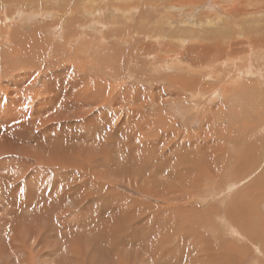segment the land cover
I'll return each mask as SVG.
<instances>
[{
    "label": "rangeland",
    "instance_id": "rangeland-1",
    "mask_svg": "<svg viewBox=\"0 0 264 264\" xmlns=\"http://www.w3.org/2000/svg\"><path fill=\"white\" fill-rule=\"evenodd\" d=\"M32 1L33 0L28 2L27 0H9L8 2L6 0H0V23H2L0 24V94L3 93V95H6V99H13L16 94L21 97V92H23L24 97L22 101L25 103L27 102L24 107L29 106L28 101L30 96L35 94L36 98L34 97L31 99L34 101V109L43 108L39 107L38 104L41 101L39 97L40 90L44 91L41 87L45 75H41V77L36 75V68H29L28 73H26L27 71L23 67L25 63H23V60H21V62L19 60L21 59V55L20 57L17 55L14 56L17 53L15 51L12 52L15 46L12 44L11 40L9 41V39L5 37L6 35L13 37L22 35L21 38H27L33 34L34 30L35 32L39 30L41 34L49 38L48 40H50V42L59 47L55 49V46H52V49L50 48L48 51L51 54L47 52L44 54L47 55V57L43 64L49 63L57 54L56 57L58 59L61 58L59 61L61 66L69 63L70 66H75L74 70H80V68L84 69L82 72L84 74V77H82L85 80L84 82H87L86 78L90 79L93 85L97 82V88L102 91L104 90L103 92L106 93L105 96L102 91L94 93L99 100L101 99L100 101L98 100V108L90 102L86 103L83 108L84 113H91L89 118H98L100 125L95 130L96 134H94V139L99 141L101 146L100 150H94L91 149L90 141L83 142L85 140L82 136L85 133L91 134L90 130H84L85 117L71 119L64 124L56 122L61 128V132L49 130V127H46L50 132L49 139L53 138V142L42 137L43 126H41L39 130L33 129L32 131L31 128L28 132L26 131V133L23 131L17 132L14 135V138H18L19 143L13 145V148H18L21 147L20 145H23L24 147L21 148L25 150L32 146H36L37 141H39L41 146L56 150L57 152L55 151L53 154L58 159L64 160L65 155L68 159L70 153H72L71 151H75L73 152L75 156H72V161L70 162H67V160L62 162H67L65 168L54 170L48 166L46 168L43 166L47 156L43 159L38 158L35 162L31 157L27 156L28 159H25L24 163L18 164L20 166L17 168V161H14L12 157L8 156L6 157L7 159L3 158V160L2 155H0V168H4V170H0V177L8 175L7 177L10 180L6 177V181L14 182V186L3 184L7 193L11 192V198H15L12 191L16 189L19 190L24 184H31L33 181L37 182L40 186L44 181H49L51 186L52 184L60 183L62 185V191L67 196L73 195L72 197H74L75 195L76 198H80L79 194H81V192L87 193V195L84 194L86 197H84V200L86 201H84L85 205L82 207H79L77 203L75 206L69 204V202H67L69 200H66V202L62 200L67 210L62 213L63 217L55 212L53 213V220L47 223L45 219H42V215H37L38 222L34 221L31 223V218H29V213L31 212L29 208L31 209V206H21V209L16 210V217H12L11 220V215L7 214L8 210H6L4 206L6 205L7 209H11V206L7 205L9 199L6 201V195L0 193V264H264V80L259 79V81L256 82V78L262 72L263 78L261 79H264V49L252 50V48L249 52L245 47V39L243 40L242 36L241 39L239 38L240 36H238V39L228 38L221 39V41L217 39L218 37L215 38V36H213L212 38H215V40L212 39V41L210 38L212 41L210 42L209 36L211 34L206 35L208 32L228 31L233 28L235 32H237V35L240 31L244 33L245 36L247 35L246 38L252 45L257 42V40L252 42L253 39L259 38L260 43L263 38L262 35L264 30L259 34L257 31L262 30L260 26L263 25L261 23L264 21V14L257 16H253L252 14L244 18L240 17L238 28L234 25L231 17L223 19L222 21H212L214 25H206L203 23L202 25H196L194 27L185 26L187 31H192L191 38L187 37L191 39V41L185 46L186 48L180 51L184 56H177L174 58V54L168 52L169 48L163 47L164 45L159 43L151 45V43L146 42H142V44L135 42L131 44L138 45L139 43L141 45L133 48L126 43V37L118 40L120 45L117 46H115V43L111 44L114 39H112V41L108 40L110 43L107 42L103 44V42L101 43L99 32H96L92 28L84 30L78 23L75 24L70 31L79 33V38L76 39L75 42L66 45L65 34L56 17L62 15V10H68L75 14H79L78 16H80L82 20L84 19L83 21H90V24L101 21V14L92 16L91 18L87 12L82 13L81 11H84L86 7L99 6L102 0ZM258 1H262L263 4H259L260 2L258 4L264 6V0ZM13 2L19 5L16 3L14 5ZM248 3H252V0L248 1ZM20 5H27L31 9L26 13L20 10L13 15V8L17 6L21 8ZM201 5L202 4H198V6H200V10L198 9V11L202 13V15L201 17L199 15L196 19L199 18V20H201L202 18V22H205L207 21L205 17L210 18L209 15L211 16L212 12L214 13L213 16L217 17L215 9H210L208 3H206V6H203L205 4ZM223 5H228L225 6L226 8L230 6L229 3L223 4L222 2L218 4V6L221 7ZM45 8L48 10L50 9L49 13L46 14L47 16H42L44 14L43 9ZM75 10L80 12H76ZM4 16L6 17L4 18ZM180 17L181 15L177 17L175 22L171 25L177 32L181 29L182 19L178 20ZM120 19L121 18L118 19L117 24L120 30L130 28V31L138 32L141 29V25L134 21L135 18H132L133 21L126 20L129 22H126L127 24H124L122 21L119 22ZM3 20L5 22H3ZM54 22L57 23L56 26L44 28V25L53 24ZM88 35L93 38L92 41H90ZM44 36L39 38V41H44ZM71 36H73V34H71ZM118 38H122V35L120 34ZM15 39L17 42L19 41V37ZM128 39L130 38L128 37ZM13 40L14 38L12 41ZM228 41H234V43L228 45ZM242 42H244V45ZM86 44H92V47H85ZM199 44H206L205 48L212 49H209L212 53L208 52L206 57H197V55L199 56L204 50H207L205 48H199ZM207 44H209V47ZM105 45L107 47H105ZM9 46L12 48L10 49ZM235 48H237V50ZM225 49L229 51L226 52ZM53 50L58 51L55 53L52 52ZM246 50L248 51L247 53ZM9 51L11 52L10 55ZM62 51H66V54L63 55ZM73 51H77L76 55ZM138 52L141 53L136 55L135 53ZM230 52L234 54L235 58H240V60L236 62V66H232L230 63L225 67L220 63L214 65L212 61V68H208V65H211L209 63L211 58L221 55L227 56ZM253 55H256L255 58ZM107 56H109L111 60L106 59ZM139 56L140 58L138 60L137 58ZM161 56L162 58L165 57L168 62L162 59ZM228 56L231 58L230 54H228ZM56 57L53 59L58 61ZM202 57H204V59ZM193 58L199 60V62L202 59L204 61L203 63L200 62L201 64L195 62L194 65H190L192 61H194ZM17 60H19L18 63L20 62V65L17 63ZM164 62L170 64V68H166L165 71L163 70L159 73L157 67ZM76 64L79 65L77 66ZM51 65H54L53 62ZM55 66L56 68L53 67V69H49V76L60 72L62 67L58 65L59 68H57V65ZM185 66L189 67L188 70L182 69V67ZM20 68L22 69L20 70ZM65 68L68 67L66 66ZM240 69H242V71L252 72L255 76L247 74V77L238 80V71ZM78 70L75 71L77 76L79 74L81 75V72ZM109 70L115 75L114 77L106 74ZM209 70H218L216 73L219 74L215 75V72L214 74H209ZM23 71H25V73ZM22 74L28 75L27 80H24ZM29 74L32 77H30ZM73 74L74 72H72V75ZM104 74L105 76H103ZM16 75L19 76L15 77ZM36 76H38L37 82H35L34 86L31 85V88L28 87ZM176 76L180 77V81H178L179 78L177 79ZM8 77H10L12 81L10 78L8 79ZM13 78H15V80H13ZM189 78L201 81L198 87L199 89H204L206 93H208L210 89L215 90V88H218L220 93L215 102L211 103L210 100L208 102L204 101L203 104L200 99L197 102L193 101L191 97L192 92L190 91H194L195 89L190 88L188 82V85L185 83ZM7 80L10 81L7 83ZM117 80L118 82L120 81L119 88L115 86ZM146 80H148V82H146ZM51 82L53 84L52 87H54V81L51 80ZM60 82H63V80H60ZM179 82H182V92H177L175 91L177 89L174 88L175 84ZM192 83L195 84L196 82L192 81ZM195 85L197 86V84ZM138 88L143 89L144 95L139 94L137 97L138 91L141 92ZM119 89H121V91L125 89L130 90L132 93L136 92L131 99L138 100L140 97L141 99L134 102V104L129 98V102L121 107V105L118 104L120 103L119 101L122 100V94L119 93ZM229 89H231V92ZM196 90L198 91V88H196ZM225 91H228L226 98L223 96ZM44 96L49 98V95ZM139 103H142L144 106H140ZM21 107L23 108V106H20V108ZM117 108H119V110ZM140 108H143L141 109L142 111ZM132 110L136 114V125L139 123V118L143 117L144 113H146L148 117H143L144 120H147L145 121L147 124L139 123L138 130L130 133L133 143L139 147L143 146L144 144H141V142H144L143 134H147L150 137L148 139H151L150 142L152 141V148L157 146L156 149L154 148L150 152L135 150L134 156L127 157L124 154L127 137H124L123 133L130 131V129L125 127V123L127 118V121L131 120L130 113ZM136 111H138V113ZM140 111L143 113L141 114ZM33 112H35V110H33ZM221 115L222 117L220 118ZM103 116L106 117V121L102 120ZM2 122L7 124L8 130H4V124L0 123V144L2 145L0 150L7 148L10 136L13 139L9 130L13 128L17 131L21 124L19 119L17 122L13 119L11 123L9 120ZM13 124H15V126ZM38 132L41 133L40 136H38ZM170 133H173V137L170 139V143H166V141H169ZM175 133L178 134L174 135ZM64 134H68V136ZM162 136H164V139ZM32 137L35 138L33 139ZM63 137H69V141H64ZM26 138L27 140L24 141ZM112 138L115 139V145L111 144ZM81 144L82 146L80 147ZM83 148L85 149L83 150ZM14 150L15 152L11 153L12 155H17L21 160L26 157L16 154L19 150ZM27 151L29 152V150ZM38 152L41 154V151ZM3 153H6V151ZM0 154H2V151H0ZM32 154L38 157L35 151ZM220 154H222V156ZM215 155H217V157ZM5 156H7V154ZM58 156H60V158ZM90 158H95L98 161L97 170L106 171L108 177L98 175L95 179H90L91 174L84 171V167H86L85 164H87L88 159L91 160ZM75 159H79L80 162L78 163ZM37 162H39V164ZM74 162L77 164L75 165ZM40 164L44 168L40 167ZM100 164L102 165L101 167H99ZM78 165L81 167L79 168ZM24 166L30 167L29 174L23 170ZM169 166H171V168H169ZM58 172L65 173L66 175L65 177L57 178L55 181L56 174H59ZM60 179H62V181ZM84 180H86V182H84ZM80 185H84L85 189L84 186L82 187L83 190L79 189L78 187ZM30 187L33 189L34 185ZM65 189L68 191L65 192ZM24 192L27 191L24 190ZM35 194L36 191H31L28 196L33 197ZM21 195L26 197V193H19L20 197ZM252 199H255V201L257 200L255 203L257 207L255 205L256 208L251 205L247 206L243 212L256 213L253 218H251L250 223L254 226V233L258 238L253 242L251 240L240 241L238 237H233L227 233L222 219H224L223 217L228 213L227 210L229 207H236L235 209L238 210L244 203ZM18 207H20L19 204ZM128 208L132 210L133 218L126 217L127 219L125 218L124 220L122 217L121 220L123 219V222L115 223L117 221L113 218H116L118 215L120 217L121 213L124 215L125 212L127 213V211L130 210ZM22 210L26 217L23 215L24 213ZM117 210H120L118 215L115 213ZM54 211L58 212L55 206ZM83 214L85 215L84 217L91 220L92 217H100V219L95 221L97 226H95L96 224L94 222H90L88 228L85 230V226H83L84 221H82ZM228 214H230V212ZM39 216L40 218H38ZM78 217H80V219ZM110 217H112V220L109 219V222H102L103 219ZM3 218H5V221ZM74 218L79 221L74 223ZM119 219L120 218H118V220ZM18 220H20V222ZM6 221L9 224H11L10 222H14L13 225L17 232L16 237L18 238V235H20L22 238L20 242L13 240L15 239L13 233L7 234L6 230H10V225L8 224L7 227ZM59 221H63L60 223V227ZM29 230V234L26 233ZM18 231L21 232L18 234ZM47 231L52 235L53 239H59L60 233L63 235L62 237L64 238L62 241H64L65 246L62 247V250H64L65 247V252L58 250L59 246H57L56 242H54L55 246L49 244V242H53L54 240H47L44 238ZM32 236L38 238V241L34 243ZM178 237L181 239L179 240ZM124 242L136 244L134 246H137L136 250L139 249L137 251L140 255H138L139 258H133L134 250H131L132 255H130L131 251L128 246L124 247ZM148 242H151V245H153L150 251L153 258H149L150 254L148 257L144 256ZM178 242L180 244H176ZM16 246H19L20 251H18ZM14 247L16 249H14ZM2 248L3 252L1 251ZM50 249L58 251L55 252L53 250V258H43L49 253ZM174 249L178 251V256H176L178 258H169L168 253L171 254L170 251ZM14 251L17 252L19 258L15 257ZM61 253L65 255L63 256ZM186 253H188V258H186Z\"/></svg>",
    "mask_w": 264,
    "mask_h": 264
},
{
    "label": "bare ground",
    "instance_id": "bare-ground-1",
    "mask_svg": "<svg viewBox=\"0 0 264 264\" xmlns=\"http://www.w3.org/2000/svg\"><path fill=\"white\" fill-rule=\"evenodd\" d=\"M9 2V0H6ZM30 1V0H27V2ZM34 1V0H33ZM32 1V2H33ZM51 1V0H50ZM75 1V0H74ZM248 1H251V0H102V2L100 3L99 6H93V7H86L84 9V11H81L82 13H88L90 15V17L92 18V16H95V15H99L101 14L102 16V20L101 21H97L95 23H91L90 24V21L88 22H85L83 21L80 16H78L79 14H75L73 13L72 11H68V10H62V15L59 16V17H56V19L58 20V22L60 23V26L62 28V31L63 33L65 34V42H66V45H69L70 43H73L75 42L76 39L79 38V33H74V32H71V28L74 27L75 24L78 23V25H80V27L84 28L85 29H88V28H92L94 29L96 32H99L100 33V38H101V43L103 42V44L112 41L111 44L115 43V46L117 45H120V43L118 42V40H121V39H124L126 38V43H128L129 45H131L133 48H136V46L138 45H141L142 42H146V43H151V45L153 44H156V43H159L161 45H164L163 47H168L169 48V53H173L174 54V58L177 57V56H184V54L182 55L180 51H182L183 48H186L185 46L188 45V43L191 41V39H188L187 37H190L191 34H192V31H187V28H185V26H190V27H194V26H199V25H202L203 23H205L206 25H214V23H212V21H215V20H218V21H222L223 19H227L229 17H231L234 25L237 27L238 26V21L240 20V17H247V16H251L253 14V16H257V15H260V14H264V6L262 5H259V4H263L262 1H258V0H252V3H248ZM17 2V1H16ZM15 2V3H16ZM42 2V1H40ZM229 3L230 6L228 8H226L225 6H228V5H223L222 7L221 6H218L219 3ZM260 2V3H259ZM264 2V1H263ZM14 3V2H13ZM14 3V5H15ZM18 3V2H17ZM16 3V4H17ZM206 3H208L210 6V9L213 8L215 9V13L217 14V17H214V13L212 12L211 16L209 15L210 18H206L205 16V20L207 21H203L202 22V18L201 20L196 19L197 17H201L202 13H200L198 11V9L200 8V6H198V4H205L203 6H206ZM259 3V4H258ZM8 4V3H7ZM28 4V3H27ZM51 4V3H50ZM249 4V5H247ZM12 5V4H11ZM19 5V4H17ZM32 5V4H31ZM201 5V6H202ZM6 6V5H5ZM21 8H19V6L13 8V15L14 13L16 12H19L20 10L22 12H27L29 9H31L29 6L27 5H20ZM208 6V5H207ZM10 7V6H9ZM13 7V6H12ZM8 9V8H7ZM204 9V8H203ZM44 11V14L42 16H47L46 14L49 13V10L47 8L43 9ZM200 10V9H199ZM76 12H80V11H77L75 10ZM207 11V10H206ZM5 12V11H4ZM6 12H9V11H6ZM11 12V11H10ZM204 13V12H203ZM6 14V13H5ZM198 14V15H197ZM181 15L179 19H182L181 21V29L178 30V32L176 31V29L172 28V24L175 22L176 18L179 17ZM12 16V15H11ZM84 16V15H83ZM6 16H4L5 18ZM8 17V16H7ZM82 17V16H81ZM13 18V17H12ZM87 18V17H86ZM120 19L119 22H123L124 24H127L126 20H132V18H135L134 21L139 25H141V29L138 31V32H132L130 31V28H125L123 30H120L118 29V19ZM254 19V18H252ZM7 20V18H6ZM55 20V21H57ZM261 20V19H260ZM133 21V20H132ZM131 21V23H132ZM3 22H5L3 20ZM53 22V21H52ZM129 23V22H128ZM2 24V23H0ZM263 25L260 26V29L262 30H258V34L259 33H262L263 30H264V21L263 23H261ZM17 25V24H16ZM57 23L54 22L53 24H47V25H44L45 27L44 28H52L54 26H56ZM133 25V24H132ZM122 26V25H121ZM139 27V26H138ZM36 28V27H35ZM238 28V27H237ZM2 29V28H1ZM244 29V28H243ZM239 30V29H238ZM1 31V30H0ZM81 31V30H80ZM124 31V32H122ZM240 31V30H239ZM76 32V31H75ZM132 32V33H131ZM195 33V32H193ZM237 32H235V30L232 28V30H228V31H219V32H208L206 35H209V41L212 42L213 40H215L216 37H218L217 39H228V38H232V39H238V36H240L239 38L241 39V36H242V39L245 41V47L246 49L250 52L251 49L252 50H257V49H264V32H263V38H262V41L259 43V38L258 39H253L252 42H254L255 40H257L256 44H251L246 36L244 35V33H238V35L236 34ZM71 34H73V36H71ZM122 35V38H118L119 35ZM257 34V33H256ZM257 34V35H258ZM16 35V34H14ZM31 35V34H30ZM85 36H87L86 34H84ZM0 36H1V33H0ZM22 35H16L15 37L13 36H9V35H6V39H9V41L11 40L12 44H14V48L12 50L17 52L15 54L14 52V56H18L20 57L21 55V60H23V63H25V65L23 66L25 68V70L27 71L26 73H28V70L29 68L30 69H34L36 68V75L40 76L41 75H45L44 76V82L42 83V87L44 89V91L40 90V94H39V97H40V102L38 104L39 107H43V108H39V109H34L33 107V104H34V101H32L31 99L32 98H36V95H31L30 96V99L28 101V104L29 106L28 107H24V105L27 104V102H23L22 99L24 97V93H22L21 97L16 94L13 99L10 98V99H6V95H3V91L1 92L2 94H0V123H3L2 121H7L9 120V122L11 123L12 119L13 120H16V122L18 121L19 119V122H21L19 128L17 129V131H15L13 128H11L12 130H9V133H11V135L13 136V139L9 138V144L7 146V148H3L1 149L0 151H2V159L3 158H6V157H12L14 161H17V168L20 166L18 164L20 163H24L25 159L27 160V156L31 157L32 160L35 162V160H37L38 158H41L43 159L44 157H46V162H44L43 166H45V168L48 166L50 167L51 169H61V168H65L66 167V163L69 161H72V156H75V154L73 152L75 151H71L72 153H70V157L67 159V156L65 155V158L64 160L63 159H58L53 153L56 151V150H53V149H49L47 147H43L40 145L39 141H37V145L36 146H32L30 148H27L25 150H23L21 147H24L23 145H20L21 147H18V148H13V145L15 144H18V138H14L15 134L17 132H23L26 131L28 132L31 128H32V131L33 129H36V130H39V128L41 126H43V133H42V137H45L46 140H51L52 142L54 141L53 138L49 139V136H50V132L46 129V127H49V130H57V131H60L61 132V128L56 124V122H60L62 124L64 123H67L69 120L71 119H75V118H78V117H85V122H84V130L85 129H88L90 130L91 134H88V133H85L82 137L85 141L83 142H88L90 141V146H91V149H94V150H100V146H101V143L99 141H96L94 139V134H96L95 130L96 128L100 125L99 121H98V118L94 117V118H89V115L91 114L90 112H87V113H84L83 112V108L85 107V104L90 102L92 104H94L95 106H97L98 108V98L97 96L94 94L96 92H99V91H102V90H99L98 87V84H92L90 79L86 78L87 79V82L85 83L84 81V74L82 73L84 69L80 68V70L76 69L74 70L75 66L71 65L68 63L66 65H60V59H58L56 57V55L54 57H56L58 59V61L54 60L53 58L51 59V61L49 63H46V64H43V62L45 61L47 55H44L46 52L47 53H50L48 52L50 50V48L52 49V46H55V49L56 48H59L57 47L56 45H54L52 42H50V40H48L49 38H46V36H44L43 34L40 33V31L38 30V32H35V30L33 31V34L31 36H28L27 38H21ZM42 36L45 37L44 41H39V38H41ZM213 36H215V38H212ZM19 37V41L17 42V40L15 38ZM43 37V38H44ZM90 41L93 40L92 37H90L88 35ZM128 37L130 39H128ZM203 37V36H202ZM201 37V38H202ZM14 38V40L12 41V39ZM191 38V37H190ZM211 38V40H210ZM110 40V41H108ZM135 40V41H134ZM8 41V42H9ZM134 41V42H133ZM200 41V40H199ZM198 41V42H199ZM218 41V42H220ZM135 42H139L141 44L138 43V45H134V44H131V43H135ZM197 42V40H196ZM59 43V42H58ZM62 43V42H61ZM234 41H228V45H231L233 44ZM243 45H244V42H242ZM137 44V43H136ZM194 44V43H193ZM148 45V44H147ZM208 47H209V44H207ZM2 46V44H1ZM199 48H205L206 47V44H199L198 45ZM220 46V45H219ZM10 47V46H9ZM19 47V48H18ZM85 47H89L91 48L92 47V44H86ZM105 47H107L105 45ZM139 47V46H138ZM180 47V48H178ZM221 47V46H220ZM231 47V46H230ZM234 47V46H233ZM257 47V48H256ZM12 47H10L11 49ZM129 48V47H128ZM141 48V47H140ZM167 48V49H168ZM222 48V47H221ZM9 49V50H10ZM86 49V48H85ZM207 50H209L208 48H205ZM230 49V48H229ZM234 49V48H233ZM232 49V50H233ZM237 50V48H235ZM240 49V48H239ZM142 50V49H141ZM203 51L199 56L197 55V57H200V56H204L206 57L208 52H211L210 49L209 51ZM226 50V49H225ZM246 50V53L248 52ZM58 50H53L52 52H55L57 53ZM135 51V50H134ZM166 51V50H165ZM229 51V50H226V52ZM61 52V51H60ZM63 52V51H62ZM77 52V51H76ZM76 52L73 51V53L76 55ZM137 52V51H136ZM206 52V54H205ZM245 52V51H244ZM2 53V52H1ZM70 53V52H68ZM82 53V52H81ZM141 52H138V53H135L136 55L137 54H140ZM144 53V52H143ZM146 53V52H145ZM196 53V52H195ZM212 53V52H211ZM233 53V52H232ZM261 53V52H260ZM11 54V52L9 51V55ZM51 54V53H50ZM63 55L66 54V51L62 53ZM215 54V53H214ZM228 54H230L231 58H229ZM227 56L226 55H221V56H218V57H215V58H211V60H209V63L211 65H208V68H212V61L215 64H218L220 63L222 66H226L228 63L232 64V66H236V62H238L240 60V58H235L234 57V54H231L228 53ZM163 55V54H161ZM13 56V57H14ZM72 56V55H71ZM152 56V55H151ZM150 56V57H151ZM157 56V55H156ZM217 56V55H216ZM236 56V55H235ZM254 56V55H253ZM256 56V55H255ZM254 56V58H255ZM17 57V58H18ZM45 57V58H44ZM52 57V56H51ZM77 57V56H76ZM154 57V56H153ZM204 57H202L204 59ZM2 58V57H1ZM5 58V56H4ZM63 58V57H62ZM137 58V57H136ZM140 56L137 58L139 60ZM162 58V56H161ZM201 58V59H202ZM7 59H8V56H7ZM6 59V60H7ZM108 60H111V58L109 56H107ZM162 59H165L167 61V59L165 57H163ZM194 59V58H193ZM192 59V60H193ZM198 59V58H197ZM201 60L200 62L203 63L204 60ZM248 59V58H247ZM3 60V59H2ZM14 60V59H13ZM17 60V63L18 61ZM49 60V59H48ZM156 60V59H155ZM179 60V59H178ZM182 60V59H181ZM180 60V62H181ZM191 60V61H192ZM11 61V60H9ZM71 61V60H70ZM170 61V59H169ZM247 61V60H246ZM253 61V60H252ZM4 62V60H3ZM7 62V61H6ZM19 62V63H20ZM53 62V66L51 65V63ZM168 62V61H167ZM197 62V63H200L199 60H196L194 59V61H192V63L190 65H194V63ZM1 63V62H0ZM5 63V62H4ZM18 63V64H19ZM66 63V62H65ZM148 63V62H147ZM171 63V62H170ZM179 63V61H178ZM200 63V64H201ZM8 64V62H7ZM13 64V63H12ZM80 64V63H79ZM78 64V65H79ZM83 64V63H82ZM20 65V64H19ZM17 65V66H19ZM57 65V68H59V66H61V70L58 74H54L52 76H49V69H53V67L56 68ZM59 65V66H58ZM77 65V64H76ZM77 65V66H78ZM136 65V64H135ZM170 64H167V63H161L158 65L157 67V71H159V73H161V71H165L166 68H170L169 67ZM6 66V65H5ZM16 66V68H17ZM68 67V68H65V67ZM82 66V65H81ZM210 66V67H209ZM83 67V66H82ZM85 67V66H84ZM1 68V67H0ZM5 68V67H4ZM7 68V67H6ZM14 68V67H13ZM12 68V70H13ZM23 68V69H24ZM145 68V67H144ZM189 67H182L183 70H188ZM238 68H241V67H238ZM249 68V67H248ZM11 69V68H10ZM22 68H20L21 70ZM181 69V70H182ZM264 69V68H263ZM5 70V69H3ZM19 70V71H20ZM80 71L81 72V75L79 74L78 76L75 74V71ZM182 70V71H183ZM249 70V69H248ZM15 71V70H14ZM17 71V70H16ZM18 71V72H19ZM111 70L107 71L106 74H108L109 76L111 75L112 77H114L115 75L112 74L110 72ZM210 71V70H209ZM208 71V72H209ZM218 70L216 71H210L209 74H214V72L216 73ZM231 71V70H229ZM2 72V71H1ZM22 72V71H21ZM25 73V71H23ZM72 72H74V74L72 75ZM207 72V74H208ZM9 73V72H8ZM53 74V73H52ZM219 73H216L215 75H217ZM238 80H242L244 79L243 77H247L246 75L247 74H251L252 76H255V74H253L252 72H248V71H242V69H240L238 71ZM262 74V75H261ZM258 75V77L256 78V82L260 80H264V79H261L263 78V72ZM4 75V74H3ZM9 75V74H8ZM7 75V76H8ZM21 75V74H20ZM23 77H24V80H27L28 78V75H24L22 74ZM75 75V76H74ZM6 76V75H5ZM19 75H16L15 77H18ZM30 77H32L30 74H29ZM38 76L34 77L32 82L28 85V87H30L31 85L34 86L35 82H37V79H38ZM105 76V74L103 75ZM145 76V75H144ZM96 77V76H95ZM98 77V76H97ZM221 77V76H220ZM219 77V78H220ZM10 77H8L9 79ZM116 78V77H115ZM176 78L180 81V77L176 76ZM183 78V77H182ZM1 79V78H0ZM11 79V78H10ZM159 79V78H158ZM163 79V78H162ZM168 79V78H167ZM186 79V78H185ZM13 80H15V78H13ZM51 80L54 81V87ZM60 80H63V82H60ZM94 80V79H93ZM99 80V79H98ZM119 80V79H118ZM118 80L116 81L117 83L115 84L116 88H119L120 87V81L118 82ZM145 80V79H144ZM154 80V79H153ZM220 80V79H219ZM10 80H7V83L9 82ZM12 81V79H11ZM137 81V80H136ZM155 81V80H154ZM163 81V80H162ZM192 81H195L197 84V86L192 83ZM4 82V81H3ZM6 82V81H5ZM41 82V81H40ZM134 82V81H133ZM146 82H148V80H146ZM189 83V87L190 88H193L195 89L194 91H190L192 92V99L193 101L197 102L199 99L201 100V102L203 103L204 101L205 102H208L211 100V103L212 102H215L216 98L219 96V93H220V90L218 88H215V90H211L206 93V91L204 89H199V84L201 81H198V80H195V79H187L186 80V84L188 85ZM11 83V82H10ZM19 83V82H18ZM25 83V82H24ZM137 83V82H136ZM180 83V82H179ZM176 83L175 84V91L179 92L182 90V82L180 83ZM5 84V83H4ZM145 84V83H144ZM147 84V83H146ZM172 84V83H171ZM170 84V85H171ZM184 85V83H183ZM186 85V86H187ZM8 86V85H6ZM5 86V87H6ZM22 86V85H20ZM26 86V85H25ZM36 86V85H35ZM108 86V85H107ZM140 86V85H139ZM138 86V87H139ZM198 88V91L196 90V88ZM231 86V85H230ZM229 86V87H230ZM15 87V86H14ZM37 87V86H36ZM106 87V86H105ZM8 88V87H6ZM18 88V87H16ZM31 88V87H30ZM35 88V87H34ZM226 88V87H225ZM102 89V88H101ZM112 89V88H111ZM141 90V92L138 91L137 93V97L139 96V94H143L144 91L143 89L141 88H138ZM145 89V88H144ZM186 89V87H185ZM214 89V88H213ZM12 90V89H11ZM10 90V91H11ZM17 90V89H16ZM187 90V89H186ZM6 91V90H5ZM18 91V90H17ZM23 91V90H22ZM25 91H26V88H25ZM28 91V90H27ZM32 91V90H31ZM36 91V90H35ZM104 91V90H103ZM102 91V92H103ZM109 91V90H108ZM119 93H121L122 95V100L119 101L121 105V107H123L122 105L126 104L129 102V98L130 100L132 101V103L138 101L141 99H138V100H134V99H131V97H133L136 92H131L130 90H124V91H121V89L118 90ZM117 91V92H118ZM174 91V92H175ZM188 91V90H187ZM229 91L231 92V89H229ZM16 92V91H15ZM20 92V91H19ZM38 92V90H37ZM43 92V93H42ZM182 92V91H181ZM228 91H225L224 93V98L227 97ZM7 93V91H6ZM188 93V92H187ZM10 94V92H9ZM30 94V93H29ZM38 94V93H36ZM117 94V93H116ZM115 94V95H116ZM173 94V93H171ZM170 94V95H171ZM44 95H49V98L45 97ZM103 95L105 96L106 93L103 92ZM144 95V94H143ZM142 95V97H143ZM100 98V97H99ZM119 98V97H118ZM135 98V97H134ZM92 101H91V100ZM107 99V98H106ZM101 100V99H100ZM99 100V101H100ZM104 100V99H103ZM102 100V102H103ZM112 100V99H111ZM39 101V100H38ZM130 101V102H131ZM143 101V99H142ZM94 102V103H93ZM110 103V102H109ZM146 103V102H145ZM100 104V103H99ZM103 104V103H102ZM115 104V103H114ZM135 104V103H134ZM133 104V105H134ZM204 104V103H203ZM138 105V104H137ZM140 106H144L142 105V103H139ZM148 105V103H147ZM20 106H23V108L21 109ZM104 106V105H103ZM16 107V109H15ZM101 107V106H100ZM109 107V105H108ZM38 108V107H37ZM113 108V107H112ZM144 108V107H143ZM143 108H140L143 109ZM35 110V112H33V110ZM119 110V108H117ZM122 109V108H121ZM197 109V108H196ZM199 110V109H197ZM51 111V112H49ZM142 111V110H141ZM140 113L142 114L143 112ZM138 113V111H136ZM198 112V111H197ZM196 113V111H195ZM201 113V112H200ZM131 120L130 121H127L128 118L126 119V123H125V127L130 129V131L128 132H124L123 133V136L124 137H127L126 139V142H125V156L127 157H132L134 156V151L135 150H139V151H143V152H150L152 151L154 148L156 149V146H154L152 148V144L150 142L151 139H148L150 138L147 134H143V137H144V142H141V144H144L143 146L139 147L137 146L136 144L133 143V140L131 139L130 137V133L131 132H136L138 130V124H147L145 121L147 120H144L143 117L145 118H148L146 113H144L143 117L139 118V123L136 125L135 123V112L132 110L131 111ZM129 114V115H130ZM140 115V114H139ZM222 117V115L220 116V118ZM219 118V117H218ZM262 119V118H261ZM264 119V118H263ZM22 120V121H21ZM102 120L106 121V117H102ZM160 121V120H159ZM164 121V120H162ZM8 123V122H6ZM52 123V124H51ZM162 123V122H161ZM4 124V130H8V126L7 124L3 123ZM165 124V123H164ZM15 126V124H13ZM163 125V124H162ZM166 126V125H165ZM135 127V129H134ZM28 129V130H26ZM1 130V129H0ZM244 130V129H243ZM39 133V132H38ZM23 134V133H22ZM167 134V133H166ZM171 134V133H170ZM178 133H175L174 135H177ZM29 135V134H28ZM31 135V134H30ZM41 133L38 134V136H40ZM65 136H68V134H64ZM159 135V134H158ZM162 135V134H161ZM181 135V134H180ZM23 136V135H22ZM169 136V135H168ZM5 137V135H4ZM173 137V133L169 136V141H166V143H170V139H172ZM176 137V136H175ZM187 137V136H185ZM33 138V137H32ZM35 138V137H34ZM33 138V139H34ZM162 138L164 139V136H162ZM189 138V137H187ZM8 139V138H7ZM32 139V140H33ZM155 139V138H154ZM27 140L24 139V141ZM63 140L64 141H69V137H63ZM190 140V139H189ZM30 141V139H29ZM50 141V143H51ZM35 142V141H34ZM33 143V142H32ZM132 143V144H131ZM164 143V144H166ZM195 143V142H194ZM3 144V143H2ZM11 144V145H10ZM111 144L112 145H115L116 142H115V139L112 138V141H111ZM221 145V144H220ZM2 145L0 144V147ZM82 146V144L80 145V147ZM19 150L16 154H19V155H24L26 156L25 158H23V160L19 159L17 155H12L11 153L15 152V150ZM85 148H83L84 150ZM214 149V148H213ZM29 150V152L27 151ZM133 150V151H132ZM215 150V149H214ZM4 151H6V153H3ZM34 151L36 152V154L38 155V157L35 155V154H32L34 153ZM38 151H41V154H39ZM67 151V150H66ZM138 151V152H139ZM196 151V150H195ZM199 151V150H198ZM57 152V151H56ZM69 152V151H68ZM206 152V150H205ZM219 152V151H217ZM216 152V153H217ZM227 152V151H226ZM59 153V152H58ZM63 153H66V152H63ZM79 153V152H78ZM201 153V152H200ZM7 154V156H5ZM62 154V153H61ZM73 154V155H72ZM127 154V155H126ZM197 154V153H196ZM222 156V154H220ZM217 157V155H215ZM214 156V157H215ZM220 156V157H221ZM60 158V156H58ZM63 157V156H62ZM34 158V159H33ZM84 158V157H83ZM219 158V157H218ZM1 159V157H0ZM7 159V158H6ZM86 159V158H85ZM91 160L88 159L87 161V164L86 167H84V171L88 172L89 174H91V178L90 179H95V177H97L98 175L102 176H107L108 177V173L106 171H98L97 168H98V161L95 159V158H90ZM166 159V158H164ZM4 160V159H3ZM67 160L66 163H62L63 161ZM6 161V160H5ZM75 161H78V163L80 162L79 159H75ZM83 162V161H82ZM218 162V161H217ZM28 163V161H27ZM39 164V162H37ZM2 164V162H1ZM75 164V162H74ZM77 164V163H76ZM75 164V165H76ZM83 165V164H82ZM3 166V164H2ZM40 167L44 168L41 164L39 165ZM79 166V165H78ZM102 165L100 164L99 167H101ZM22 167V166H21ZM77 167V166H76ZM81 166H79L80 168ZM83 168V167H82ZM169 168H171V166H169ZM200 168V167H199ZM252 168V167H251ZM257 169V168H256ZM0 170H4V168H0ZM23 170L25 172H30V167H26L24 166ZM203 170V169H202ZM253 170V169H252ZM9 171V170H8ZM197 171V170H196ZM204 171V170H203ZM59 173V172H58ZM14 174V173H13ZM29 174V173H28ZM65 173H59V174H56V178H55V181L57 178H62V177H65ZM8 175L6 176H2L0 177V193H4L6 195V198L5 200L7 201V199H9V201H7V205L11 206V209H7L6 208V205L5 206V209L8 210V213L7 214H10L11 215V220H12V217H16V210L18 209H21L22 207L21 206H31V209L29 208V210L31 211L29 213V218H31V223L32 222H38V219H37V215H42V219H45V222L47 223H50L52 220H53V213H57L59 214L60 216L63 217L62 213L64 211H67L62 203V200H64L66 202V200H69L67 202H69V204L75 206V204L77 203V205L79 207H82L83 205H85L84 200L86 197L84 194L87 195V193H82L79 194V197L80 198H76V196L74 195V197L72 196H67L66 194H64V192L62 191V185L60 183H55V184H52V186L49 184V181H44L43 184L40 186L37 182L33 181V183L31 184H24L23 187H21L19 190L16 189L15 191H12V194L15 195V198H11V192L10 193H7L6 191V188L4 187V185H11V186H14V182H10V181H6V179L8 178L7 177ZM28 176V175H27ZM26 176V177H27ZM32 176V175H31ZM7 177V178H6ZM35 178V177H33ZM9 179V178H8ZM10 180V179H9ZM14 180V179H13ZM28 180V179H27ZM33 180V179H32ZM62 181V179H60ZM106 180V179H105ZM5 181V182H4ZM26 181V180H25ZM29 182V181H28ZM27 182V183H28ZM84 182H86V180H84ZM30 183V182H29ZM92 183V182H91ZM2 184V185H1ZM4 184V185H3ZM29 185V186H28ZM33 186L34 185V188L32 189L30 186ZM84 186V185H83ZM83 186H79L78 188L79 189H82ZM28 188V189H27ZM64 189V188H63ZM84 189H85V186H84ZM138 189V187H137ZM27 191V192H24ZM29 190V191H28ZM83 190V189H82ZM31 191H36V194L33 196V197H30L28 196L29 192ZM65 192H67L68 190L65 189L64 190ZM18 195H16L15 194ZM21 192L23 193H26V197H23L21 195V197L19 196V193L21 194ZM84 192V191H83ZM86 192V191H85ZM163 192V191H162ZM70 193V192H69ZM4 195V196H5ZM85 197V198H84ZM17 198V199H16ZM175 198V197H174ZM99 200V199H98ZM245 200V199H244ZM1 201V200H0ZM31 201V203H30ZM239 201V200H238ZM243 201V200H242ZM246 202V201H245ZM257 202V200L255 201V199H252V200H248L247 203H244L242 206L241 205H238V206H241L238 210L233 208V207H229L228 208V213L230 212V214H226L222 219L223 221V225H225L226 229H227V233L233 237H238L240 239V241L242 240H251L252 242L255 241L258 236L254 233V226H252V224L250 223V220L251 218H253V216L256 214L254 212H249V213H245L243 212V210L247 207V206H252V207H255V203ZM238 203V202H237ZM243 203V202H242ZM18 204L20 205V207H18ZM61 204V206H60ZM66 204V203H65ZM241 204V203H240ZM255 205V206H254ZM54 206L56 207V209L58 210L57 211H54ZM1 207V206H0ZM257 207V206H256ZM255 207V208H256ZM26 208V207H25ZM81 209V208H80ZM83 209V208H82ZM130 209V208H128ZM131 210V209H130ZM127 211V213L125 212V214L123 215V213H119L121 216L119 217L118 215V212L120 211H115V213L118 215H116L115 217L116 218H113L115 221V223H121L125 220V218L129 217V218H133V214H132V210L131 211ZM23 212V210H22ZM98 212V211H97ZM122 212V211H121ZM24 213V212H23ZM112 213V212H111ZM114 213V214H115ZM75 214V213H74ZM25 215V213L23 214ZM86 215V213H85ZM83 214V218H82V221H84V225L85 226V230L86 228H88L90 222H94L97 226V223L95 222L96 220L100 219V217H92V220L89 219V218H86L84 217L85 216ZM40 216L38 218H40ZM49 216V218H48ZM104 216V215H103ZM7 217V216H6ZM5 217V218H6ZM26 217V215H25ZM114 217V216H113ZM123 217V219L121 220V218ZM5 218L4 221H5ZM80 219V217H78ZM95 218V219H93ZM118 218H120L118 220ZM126 218V219H127ZM19 219V218H18ZM112 220V217L110 218H105L102 220V222H109L110 220ZM24 220V219H23ZM56 220V219H54ZM70 220V219H69ZM68 220V221H69ZM72 220V219H71ZM109 220V221H108ZM130 220V219H129ZM20 222V220H18ZM77 221L79 220H76V218L73 219V222L74 223H77ZM57 222V221H56ZM63 222V221H59V227H60V223ZM81 222V221H80ZM112 222V221H111ZM126 222V221H125ZM7 223V227H8V222L6 221ZM11 224L10 225V230H6L7 231V234L8 233H13V235L15 236L13 240L15 241H21L22 238L20 237V235H18V238L16 237L17 236V232L15 231V227H14V222H10ZM30 223V224H31ZM72 223V221H71ZM73 223V225H74ZM5 224V223H3ZM27 224V223H26ZM99 224V223H98ZM72 225V224H70ZM78 226V225H77ZM36 227V226H35ZM51 227V226H50ZM82 227V226H80ZM228 227V228H227ZM95 228V227H94ZM97 228V227H96ZM17 229V228H16ZM24 229H25V226H24ZM29 229V228H28ZM75 229V228H74ZM83 229V228H82ZM114 229V227H113ZM31 230V229H30ZM30 230L26 233L29 234ZM66 230V229H65ZM88 230V229H87ZM50 231V230H49ZM57 231V230H56ZM19 232L21 231H18V234ZM45 232V231H44ZM48 232V231H47ZM45 234L44 238L47 239V240H50V239H53L52 238V235L48 232ZM97 232V231H96ZM34 234V233H33ZM78 234V233H77ZM92 234V233H91ZM94 234V233H93ZM65 235V234H64ZM26 236V235H25ZM63 235L60 233V237L59 239H53L54 241L53 242H49V241H46V242H49V244H51L52 246H55V243H57V246H59L58 250L61 251V252H65V247H64V250H62V247L65 246L64 244V241L62 237ZM90 236V235H89ZM96 236V235H95ZM112 236V235H111ZM134 236V235H132ZM132 236H131V239H132ZM23 237V236H22ZM29 237V236H28ZM92 237V236H91ZM17 238V239H16ZM26 238V237H25ZM109 238V237H108ZM179 238V237H178ZM32 239L34 240L33 242L35 243L36 241H38V238L36 237H33L32 236ZM175 239V238H174ZM181 238H179L180 240ZM235 239V238H234ZM60 240V241H58ZM94 240V238H93ZM107 240V239H106ZM237 240V238H236ZM29 241V240H28ZM61 242V243H59ZM100 242V241H99ZM105 242V241H104ZM118 242V241H117ZM169 242V241H168ZM171 242V241H170ZM180 242V241H179ZM176 243V244H180V243ZM238 242V241H237ZM15 243V242H13ZM112 243V242H111ZM167 244V243H166ZM171 244V243H170ZM40 245V244H39ZM45 245V244H43ZM50 245V246H51ZM109 245V243H108ZM124 247L128 246L129 247V250H134L133 251V254H134V257L136 259L139 258V254H138V250H136V247L137 246H134L136 244H133V243H130V242H124ZM168 245V244H167ZM172 245V244H171ZM13 246V245H12ZM26 246V245H25ZM33 246V245H32ZM36 246V245H35ZM51 246V247H52ZM141 246V245H140ZM140 246H138L139 248H141ZM18 248V251H20L19 249V246H16ZM145 247V246H144ZM179 247V246H178ZM1 248V246H0ZM66 248H67V245H66ZM153 248V245H151V242H148V244L146 245V252H145V257H148L149 254H150V257L149 258H153L152 257V253L150 252L151 249ZM181 248V247H180ZM14 249H16L14 247ZM30 250V249H29ZM55 251V249H53ZM53 250L50 249L49 250V253H47L46 256H44L43 258H53ZM58 250H56L55 252H57ZM141 250V249H140ZM3 252V248L1 250ZM17 251V250H16ZM28 251V250H27ZM99 251V250H98ZM144 251V249H143ZM241 251V249H240ZM262 251V250H261ZM1 252V253H2ZM97 252V251H95ZM103 252V251H102ZM169 252V251H168ZM169 254V258H178L176 256H178V251H176L175 249L173 251H170ZM29 253V252H28ZM67 253V252H66ZM94 253V252H93ZM147 253V254H146ZM14 254H15V257L16 258H19V255L17 254V252L14 251ZM63 255V253H61ZM161 254V253H160ZM188 253H186V258H188ZM60 255V254H59ZM65 255V254H64ZM63 255V256H64ZM103 255V254H102ZM130 255H132V251L130 253ZM139 255V256H138ZM185 255V254H184ZM264 255V254H263ZM1 256V255H0ZM22 256V255H21ZM143 256V255H142ZM141 256V257H142ZM165 256V255H164ZM92 257V256H90ZM166 257V256H165ZM24 259V258H23ZM264 259V258H263ZM133 260V259H132ZM139 260V259H138ZM131 261V260H130ZM20 262V261H19ZM25 262V261H24ZM28 262V260H27ZM110 262V261H109ZM145 262V260H144ZM17 263V262H16ZM51 264V263H50Z\"/></svg>",
    "mask_w": 264,
    "mask_h": 264
}]
</instances>
